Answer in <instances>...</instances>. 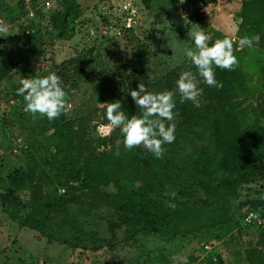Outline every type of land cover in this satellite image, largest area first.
Masks as SVG:
<instances>
[{
  "label": "rangeland",
  "instance_id": "rangeland-1",
  "mask_svg": "<svg viewBox=\"0 0 264 264\" xmlns=\"http://www.w3.org/2000/svg\"><path fill=\"white\" fill-rule=\"evenodd\" d=\"M18 1L0 0V21L9 26L8 33L0 36V67L11 62L10 71L0 80V264H212L205 259L216 254L219 257L216 264H247L244 249L247 242L258 238V231L252 225L239 229L244 226L243 216L249 209L242 203L264 195V178L260 176L237 188L235 203L240 207L231 223L194 234H179L174 239L169 237L163 222L153 225L149 233L120 224L115 238L111 239L106 228L108 222L117 223L121 217L98 203L97 218L93 215L99 219L97 228L90 222L84 229L105 239L103 243L78 238L67 228L58 229L57 220L43 231L19 225L17 218L29 212L30 194L27 188H14L13 179L31 167L29 156L43 164L39 143L48 130L46 117L25 111L23 97L17 95L20 81L51 72L58 74L67 86L71 105L66 117L83 129L81 135L84 141L90 139L91 148L108 155L119 169L130 175L122 181L130 200L147 203L145 191L152 172L147 167L144 148L125 149L120 129L108 127L106 107L102 104L119 97L122 108L127 110L129 93L139 83L152 92L173 91L175 101H180L175 82L183 71L196 73L184 50L195 48L190 33L199 27L185 0L183 3L180 0H37L41 14L33 24L30 20L35 10L30 15ZM239 3L240 0H213L202 6L203 14L211 16L206 34L219 37L228 33L235 37L232 16ZM61 8L70 9L64 34H58L51 25L52 14ZM33 27L34 31L29 32ZM137 40L147 45L142 70L134 69L132 63ZM6 52L10 54L9 61ZM78 62L86 64L83 72L76 71ZM197 79L201 83L198 75ZM200 83L199 102H180L183 118L175 116V123L185 126L184 140L182 147L167 153L178 160L194 154L207 141L209 118ZM237 110L243 125L253 121L264 125V98L260 94L237 100ZM97 137H104L105 144H98ZM13 148L17 154L12 152ZM58 173L51 169L47 178L37 173V182L45 192L66 193L68 184L56 179ZM8 189L14 190L12 196H6ZM76 195L87 202L89 199L98 202L80 190ZM10 197L23 205L15 219L10 215L13 210L9 206Z\"/></svg>",
  "mask_w": 264,
  "mask_h": 264
},
{
  "label": "trees",
  "instance_id": "trees-1",
  "mask_svg": "<svg viewBox=\"0 0 264 264\" xmlns=\"http://www.w3.org/2000/svg\"><path fill=\"white\" fill-rule=\"evenodd\" d=\"M185 1L192 8L193 21L199 28L206 30L210 26L211 16L204 15L201 9L213 0ZM36 2L37 0H31L30 3V8L35 10L30 24L38 22L36 19L41 14ZM18 3L23 10L26 9L23 2ZM69 14L68 8H61L52 14L51 25L58 30V34L65 33ZM232 21L235 37L228 33H222L219 37L210 35L209 44L225 36L238 40L244 35L259 34L261 39L257 50L244 48L236 51L239 64L234 70L215 69L216 79L222 82V88L210 87L200 78L203 100L207 102L205 110L209 127H206L207 141L198 146L197 152L189 157L181 156L180 160L167 153L182 147V131L185 126H179L178 123L174 142L165 145L163 158L166 159H157L144 148L143 153L148 160L147 167L152 172L149 187L145 191L147 203L130 200L127 189L122 185V181L129 179L130 175L119 169L108 155L91 148L90 139L84 141L81 135L83 129L77 126L74 120L67 118L66 114H62L57 119L46 121L48 130L42 135L39 143L44 154L43 164H38L34 156H29L31 167L13 179L14 188H27L30 194L29 212L17 218L19 225L43 231L54 225L57 220L58 229L67 228L78 238L86 237L93 242L103 243L105 239H99L96 233L84 229L90 222L92 227L97 228L99 219L93 217L98 215L95 208L97 203L114 210L121 217L117 223L108 222L106 228L111 239L115 238V231L120 224L132 228L139 227L138 231L149 233L152 232L153 225L163 222L169 237L174 239L179 234H194L205 228L231 223L240 207L235 203L237 188L259 176L264 178V125L258 121L243 125L237 110L239 99L256 94L264 98V0H240ZM33 31L34 27L29 29V32ZM7 39L12 43L11 36ZM136 42L132 63L134 69L142 70L147 45L140 40ZM9 55L5 53L8 61ZM76 65V71L79 73L83 72L86 66L85 63L80 65L79 62ZM10 69V61L9 65L0 67V80ZM193 69L197 71L195 67ZM116 100H120L119 97H116ZM128 100L126 114H139L131 96ZM174 112L178 119L183 118L179 100L176 101ZM96 142L105 144V138L97 137ZM51 169L59 171L57 180L62 179L68 184L66 193L45 192L37 182V173L46 176ZM78 190L98 202L81 200L76 195ZM170 190L177 192L176 198L172 200V203L176 204L175 210L167 207L165 203L169 200L166 193ZM13 193V189H8L6 196H12ZM261 197L264 195L259 194L242 205L247 204L248 210L259 207L260 213L264 214V198ZM8 201L9 206L13 208L10 215L15 219L16 212H19L23 205L13 197ZM250 225L257 229L258 238L246 244V263L264 264V225L251 223L239 226V229ZM135 232L137 229L133 230L132 234ZM217 256H214L215 260L210 257L205 259V262L216 264L219 261Z\"/></svg>",
  "mask_w": 264,
  "mask_h": 264
},
{
  "label": "clouds",
  "instance_id": "clouds-1",
  "mask_svg": "<svg viewBox=\"0 0 264 264\" xmlns=\"http://www.w3.org/2000/svg\"><path fill=\"white\" fill-rule=\"evenodd\" d=\"M180 2L183 3L184 0ZM8 31L9 26L0 21V36H4ZM190 36L194 40L195 48H186L184 53L197 71L196 73L191 70L183 71L176 80L181 103L199 102L201 90L197 75L206 85L222 88V82L216 79L215 69L234 70L239 64L236 51L244 48L255 51L261 39L259 34L244 35L238 40L225 36L223 39H216L210 45L211 38L201 27L192 31ZM20 85L17 95L23 97L26 112L38 114L51 121L62 114H67L71 108L65 90L67 86L55 72L42 77L23 78ZM129 95L139 109V114L127 115L122 108L121 100L103 103L102 105L106 107L108 127L120 129L126 150L143 146L155 158L162 159L166 151L165 145L175 140V93L169 90L152 92L144 83H139ZM63 191L61 189V192ZM166 195L169 197V200L165 201L166 206L175 210L176 204L172 203V200L176 198L177 192L170 190Z\"/></svg>",
  "mask_w": 264,
  "mask_h": 264
},
{
  "label": "built area",
  "instance_id": "built-area-1",
  "mask_svg": "<svg viewBox=\"0 0 264 264\" xmlns=\"http://www.w3.org/2000/svg\"><path fill=\"white\" fill-rule=\"evenodd\" d=\"M19 1L23 2L24 6L28 9L29 14L32 15V9L30 8L31 0H19ZM46 4H49V2L46 1ZM12 151L16 152L17 150L16 148H13ZM260 211L261 208L259 207L257 209L248 210L243 216L242 224L248 225L253 223L257 226H263L264 214H261ZM213 259L215 260L214 257Z\"/></svg>",
  "mask_w": 264,
  "mask_h": 264
}]
</instances>
